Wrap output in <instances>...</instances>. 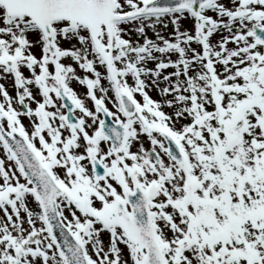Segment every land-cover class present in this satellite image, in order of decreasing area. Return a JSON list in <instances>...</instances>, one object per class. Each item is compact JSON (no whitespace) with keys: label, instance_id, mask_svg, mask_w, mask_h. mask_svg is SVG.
Segmentation results:
<instances>
[{"label":"snow or ice","instance_id":"snow-or-ice-1","mask_svg":"<svg viewBox=\"0 0 264 264\" xmlns=\"http://www.w3.org/2000/svg\"><path fill=\"white\" fill-rule=\"evenodd\" d=\"M0 264H264V0H0Z\"/></svg>","mask_w":264,"mask_h":264}]
</instances>
